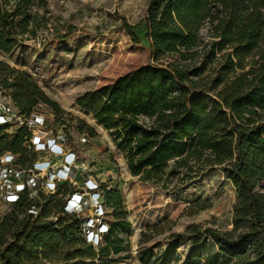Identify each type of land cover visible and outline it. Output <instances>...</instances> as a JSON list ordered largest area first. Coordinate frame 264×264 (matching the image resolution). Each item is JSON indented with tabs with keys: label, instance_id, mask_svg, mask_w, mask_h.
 I'll use <instances>...</instances> for the list:
<instances>
[{
	"label": "trees",
	"instance_id": "trees-1",
	"mask_svg": "<svg viewBox=\"0 0 264 264\" xmlns=\"http://www.w3.org/2000/svg\"><path fill=\"white\" fill-rule=\"evenodd\" d=\"M31 4L0 0L1 53L20 45ZM203 25L207 41L200 36ZM122 29L134 44L143 31L153 64L83 93L74 104L107 132L132 177L156 178L170 161L186 172L216 167L234 189L232 231L241 232L235 239L211 229L202 234L231 264H264V0H145L141 22L123 23ZM0 92L21 114L41 105L62 118L27 74L3 62ZM75 121L77 133L96 136ZM25 137L23 129L8 139L0 136V150L18 155L21 165L29 156L22 148ZM70 191L62 185L32 200L24 191L8 205L0 220V264H66L124 251L117 236L129 225L120 194L101 192L111 222L101 244L92 247L84 241V218L62 211ZM31 205L34 216L27 213ZM179 243L170 236L158 253L140 248L138 261L166 264Z\"/></svg>",
	"mask_w": 264,
	"mask_h": 264
},
{
	"label": "rangeland",
	"instance_id": "rangeland-1",
	"mask_svg": "<svg viewBox=\"0 0 264 264\" xmlns=\"http://www.w3.org/2000/svg\"><path fill=\"white\" fill-rule=\"evenodd\" d=\"M31 1L20 45L10 54L0 52V62L27 74L62 110L59 120L42 106L52 116V133L87 164L84 175L75 174L76 184L86 175L100 186V193L117 191L129 225L126 234L117 236L124 251L105 259L96 256L66 264H141L137 255L140 248L158 253L170 236H178L180 243L166 264H231L202 234L211 229L235 239L241 232L232 231L235 192L221 172L216 167L186 172L170 161L156 178L143 181L132 177L107 132L74 104L83 93L153 64L143 31L137 32L139 42L134 44L122 29L123 23L141 22L145 0ZM206 29L203 25L200 30L205 41L209 40ZM75 120L93 128L96 136L77 133ZM8 207L0 201V220ZM92 215V203H85L82 216ZM98 222H111L109 212Z\"/></svg>",
	"mask_w": 264,
	"mask_h": 264
},
{
	"label": "built area",
	"instance_id": "built-area-1",
	"mask_svg": "<svg viewBox=\"0 0 264 264\" xmlns=\"http://www.w3.org/2000/svg\"><path fill=\"white\" fill-rule=\"evenodd\" d=\"M17 129L26 133L22 148L29 156L21 165L18 155L0 150V201L8 206L24 191L32 200L38 193L50 195L62 185L67 186L71 191L63 199L62 211L84 218V241L97 247L108 227L98 222L104 217L101 200L97 201L101 199L99 187L86 175L80 177L79 184L74 179L75 174L84 175L88 171L87 164L73 148L65 147V142L52 133V116L44 112L41 105L35 106L29 114H21L0 92V136L8 139L9 133ZM88 202L92 203V217L82 216ZM27 213L34 216L37 208L31 205Z\"/></svg>",
	"mask_w": 264,
	"mask_h": 264
}]
</instances>
